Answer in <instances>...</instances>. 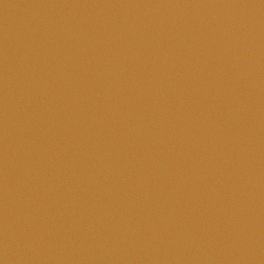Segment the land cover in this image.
Returning a JSON list of instances; mask_svg holds the SVG:
<instances>
[{
  "label": "water",
  "instance_id": "water-1",
  "mask_svg": "<svg viewBox=\"0 0 264 264\" xmlns=\"http://www.w3.org/2000/svg\"><path fill=\"white\" fill-rule=\"evenodd\" d=\"M0 264H264V0H0Z\"/></svg>",
  "mask_w": 264,
  "mask_h": 264
}]
</instances>
